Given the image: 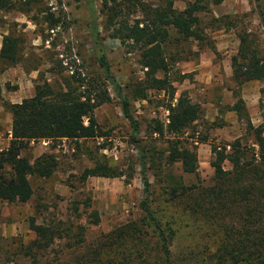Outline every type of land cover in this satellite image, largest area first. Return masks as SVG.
<instances>
[{
    "label": "rangeland",
    "instance_id": "1",
    "mask_svg": "<svg viewBox=\"0 0 264 264\" xmlns=\"http://www.w3.org/2000/svg\"><path fill=\"white\" fill-rule=\"evenodd\" d=\"M32 1L29 15L41 11L36 17L38 24L16 9L0 10V40L7 28L15 30V34L21 33L24 38L20 62L8 66L0 60V149L8 144L10 128V114L3 108V101L19 102L31 96L38 74L50 80L60 74H71L73 70L82 72L86 78L98 73L89 28L94 17L111 72L120 85L124 87L143 75L135 48L129 41L112 36L116 21L131 23L141 19L132 1L110 2L116 9V16L111 18L109 15L113 12L102 6L100 0H90L93 13L86 0ZM140 1L148 7L162 2ZM188 1L173 0L172 5L180 10ZM47 9L58 17L57 26L52 30L43 22ZM224 14L227 17L220 21L208 22L211 16ZM201 18L205 41L197 45L189 40L181 45L184 49L178 48L180 52L175 55L177 61L171 69L173 74L169 75L170 78L175 74L184 75L182 80L172 81L176 89L174 97L183 91L201 109L200 116L179 136L184 144L195 150L197 169L194 173L181 172L178 162L166 164L163 155L168 135L160 138L155 133L150 134L152 119L163 124L168 120L165 93L149 90L147 99L131 101L132 114L140 126L138 137L150 157L146 165L149 209L162 224L167 221L176 230V237L169 246L171 264H216L209 257L214 255L221 242L227 248L245 247L254 251L260 247L255 238L248 240L242 235L243 228L250 225L243 216H238L240 213L235 207L228 214H220L213 204L204 203L205 207L201 208L194 200L199 198L198 189L214 184L213 169L209 164L212 145L222 146L239 139L246 151L245 160L258 149L252 129L258 127L264 135V79L235 82L230 68V57L238 47V32L248 35L249 47L264 54V0H222L211 6L208 13L201 14ZM228 19L234 25L230 29L221 23ZM41 32L45 41L41 40ZM30 59L38 64L36 70H30ZM107 93L109 99L93 110L94 118L105 134L85 139H38L29 141L22 150L30 161L42 153L52 154L56 166L47 178L28 177L32 194L27 201H0V243L7 248L0 264H51L54 250L60 246L67 244L71 246L68 250H72L74 245H79L76 243L79 240L89 242L130 222L142 226L149 245L154 247L152 232L143 224L144 214L138 206L142 184L137 151L130 143L128 122L121 115L109 86ZM236 101L242 106L239 112L231 109ZM95 162L105 163L118 176L83 177L84 169ZM222 167L230 169L227 161ZM174 181L178 182V187L173 185ZM92 211L97 214L96 223L91 222ZM30 218L35 223L56 226L59 230L68 229L70 239L65 243L57 240L49 250V256L30 263L16 252L19 244L25 246L34 238L28 228ZM253 227L248 231H255L256 225ZM224 264H230V260Z\"/></svg>",
    "mask_w": 264,
    "mask_h": 264
},
{
    "label": "trees",
    "instance_id": "2",
    "mask_svg": "<svg viewBox=\"0 0 264 264\" xmlns=\"http://www.w3.org/2000/svg\"><path fill=\"white\" fill-rule=\"evenodd\" d=\"M86 1L93 13L91 1ZM100 1L102 6L113 12L109 15L110 18L116 16L115 7L110 5L114 0ZM126 1H132L133 6L141 14V19H134L131 23L127 20L116 21L112 36L129 41L135 48L138 63L143 69L142 77L124 87L120 85L111 72L98 37L95 17L94 21L91 19L90 38L95 50L97 74L86 78L82 72L73 70L71 74H60L50 80L38 74L31 96L22 98L19 102H2L3 108L10 114V128L8 144L0 149V201L7 203L27 201L32 194L28 177L37 175L47 178L56 166L52 154L42 153L32 161L23 155L22 150L29 141L85 139L106 133L97 124L93 110L109 99L107 93L109 86L116 97L121 115L128 122L130 143L137 151L138 173L142 184V197L138 206L144 214L143 224L152 232L154 247L151 248L149 245L146 239L147 232L142 226L130 222L98 235L89 242L79 240L76 242H79V245H74L72 250H68L71 248L70 245L60 246L54 250L55 257L52 262L50 261L51 264H171L169 246L176 237V230L167 221L162 224L149 209L146 165L150 157L138 137L140 126L132 114L131 101L147 99L149 90L165 93L168 100L166 103L168 122L163 124L152 119L149 126L150 134L155 133L160 138L168 135L163 155L166 164L178 162L181 172L194 173L197 169L195 150L184 144L179 136L200 116L201 109L183 91L174 97L176 89L172 81L182 80L184 75L174 73L172 78L169 75L172 73L173 62L177 61L175 55L180 52L178 48L184 49L183 46L180 47L181 45L188 43L189 40L195 41L197 45L205 41L201 14L208 13L211 6L219 4L222 0H189L180 10L173 7V0H162L155 7H148L140 0ZM32 2L0 0V10L16 9L38 24L36 17L41 11L29 15ZM223 17L227 15L211 16L208 22L216 23ZM44 18L43 22L48 29L52 30L57 26L58 17L48 9ZM210 23L206 24L210 26ZM221 23L226 29L234 26L230 19L222 20ZM40 36L42 41L46 40L42 32ZM237 37L236 53L230 57L232 79L235 82L263 80L264 54H258L255 47H249L251 45L248 35L243 31L238 32ZM23 42L21 33L15 34V30L7 28V32L1 35L0 60L8 66L20 62ZM29 62L30 70H36L38 66L36 61L30 59ZM158 73L161 75H157ZM231 109L239 112L242 106L236 101ZM252 131L258 149L249 156V159L244 160L246 151L239 139H234L226 145L211 146L212 158L209 164L213 169L214 184L198 189L199 198L195 199L194 203L201 208L205 207L204 203L213 204L215 211L220 214H228L235 207L240 213L238 216H243L250 225L243 228L242 235L248 240L251 237L255 238L260 247L254 251L245 247L233 249L227 248L226 244L221 242L214 255L209 257L210 261L216 264L228 263V260L230 264H264V135H261L262 131L258 127H254ZM225 146H228L227 150ZM224 161L229 163L230 169H223ZM82 175L118 176L112 168L101 162H95L93 166L84 169ZM173 185L178 187V182L174 181ZM206 214L207 211L204 215ZM91 218V222H97L95 211H92ZM252 225L253 228L256 225L255 231H248ZM28 228L33 232L34 238L25 246L19 244L16 252L21 257L25 256L30 263L49 256V250L57 240H63L65 243L70 239L68 229L59 230L56 226L35 223L33 218L29 219ZM6 252L7 248L0 243V263Z\"/></svg>",
    "mask_w": 264,
    "mask_h": 264
},
{
    "label": "built area",
    "instance_id": "3",
    "mask_svg": "<svg viewBox=\"0 0 264 264\" xmlns=\"http://www.w3.org/2000/svg\"><path fill=\"white\" fill-rule=\"evenodd\" d=\"M165 122L167 123V122H168V120L166 119V120H165ZM226 148H228V146H226Z\"/></svg>",
    "mask_w": 264,
    "mask_h": 264
}]
</instances>
